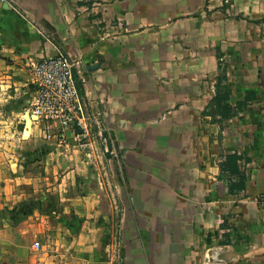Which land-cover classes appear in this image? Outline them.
<instances>
[{"label":"crops","instance_id":"0c3cea01","mask_svg":"<svg viewBox=\"0 0 264 264\" xmlns=\"http://www.w3.org/2000/svg\"><path fill=\"white\" fill-rule=\"evenodd\" d=\"M228 2L0 0V264H264V0ZM59 53L87 147L26 119ZM223 71L232 106L255 98L220 123Z\"/></svg>","mask_w":264,"mask_h":264},{"label":"built area","instance_id":"2783aa9c","mask_svg":"<svg viewBox=\"0 0 264 264\" xmlns=\"http://www.w3.org/2000/svg\"><path fill=\"white\" fill-rule=\"evenodd\" d=\"M77 62L59 53L44 57L31 64L35 94L27 109L33 124L41 123L45 138L68 145L72 135L82 147L91 144L89 115L84 106L76 77ZM25 121V118H23ZM106 149L112 158H118V149L112 139ZM40 246V242H36Z\"/></svg>","mask_w":264,"mask_h":264},{"label":"trees","instance_id":"16d2710c","mask_svg":"<svg viewBox=\"0 0 264 264\" xmlns=\"http://www.w3.org/2000/svg\"><path fill=\"white\" fill-rule=\"evenodd\" d=\"M225 82V73L223 71L216 83L217 93L212 101L216 110V114L221 116L220 121H217L220 123L242 111L245 106H247L248 101H251L255 98L253 93H248L244 101L239 102L236 107L232 106L229 103L230 94L228 92V85ZM241 159V155L233 153L227 155L226 159L221 164L223 174L228 173L229 175L237 177V180L232 181L230 184V191L232 193L242 191L246 188L247 177L241 171L239 163Z\"/></svg>","mask_w":264,"mask_h":264},{"label":"rangeland","instance_id":"374dc122","mask_svg":"<svg viewBox=\"0 0 264 264\" xmlns=\"http://www.w3.org/2000/svg\"><path fill=\"white\" fill-rule=\"evenodd\" d=\"M230 2H231V0H229L228 3H230ZM238 16L240 17L241 15H238ZM221 67H222V65H221ZM8 116H9V114H7V112L4 110V107L0 106V120L7 118ZM115 159H117V158H115Z\"/></svg>","mask_w":264,"mask_h":264},{"label":"water","instance_id":"95a60500","mask_svg":"<svg viewBox=\"0 0 264 264\" xmlns=\"http://www.w3.org/2000/svg\"><path fill=\"white\" fill-rule=\"evenodd\" d=\"M80 92H81V89H80ZM26 119H27V122H30V117H29V114L28 113L26 115Z\"/></svg>","mask_w":264,"mask_h":264},{"label":"bare ground","instance_id":"6f19581e","mask_svg":"<svg viewBox=\"0 0 264 264\" xmlns=\"http://www.w3.org/2000/svg\"><path fill=\"white\" fill-rule=\"evenodd\" d=\"M31 122H29V124H30ZM29 135V132H26V136H28Z\"/></svg>","mask_w":264,"mask_h":264}]
</instances>
